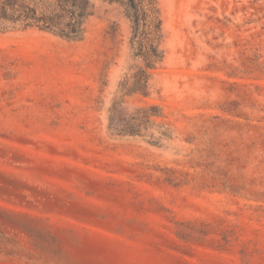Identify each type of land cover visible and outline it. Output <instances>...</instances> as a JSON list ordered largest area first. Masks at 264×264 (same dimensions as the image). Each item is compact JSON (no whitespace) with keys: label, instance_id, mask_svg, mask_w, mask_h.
Segmentation results:
<instances>
[{"label":"rangeland","instance_id":"1","mask_svg":"<svg viewBox=\"0 0 264 264\" xmlns=\"http://www.w3.org/2000/svg\"><path fill=\"white\" fill-rule=\"evenodd\" d=\"M94 6L0 22V264H264V0H155V68Z\"/></svg>","mask_w":264,"mask_h":264},{"label":"trees","instance_id":"2","mask_svg":"<svg viewBox=\"0 0 264 264\" xmlns=\"http://www.w3.org/2000/svg\"><path fill=\"white\" fill-rule=\"evenodd\" d=\"M117 4L131 21V45L146 68H155V63L163 60V52L157 43L162 32V21L153 7L155 0H104ZM95 0H0V22L21 25L23 28L37 27L50 31L68 40H83L85 24L94 15ZM138 78L132 92L140 91L148 82Z\"/></svg>","mask_w":264,"mask_h":264}]
</instances>
